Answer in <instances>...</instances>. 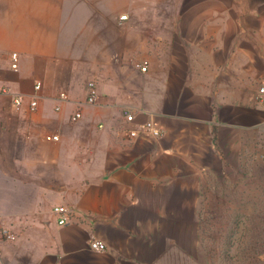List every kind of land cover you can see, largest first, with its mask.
<instances>
[{
	"label": "crops",
	"instance_id": "1",
	"mask_svg": "<svg viewBox=\"0 0 264 264\" xmlns=\"http://www.w3.org/2000/svg\"><path fill=\"white\" fill-rule=\"evenodd\" d=\"M0 62V264H209L203 185L264 126V0H0Z\"/></svg>",
	"mask_w": 264,
	"mask_h": 264
},
{
	"label": "rangeland",
	"instance_id": "2",
	"mask_svg": "<svg viewBox=\"0 0 264 264\" xmlns=\"http://www.w3.org/2000/svg\"><path fill=\"white\" fill-rule=\"evenodd\" d=\"M199 204L205 262L264 264V126L243 142L237 168L208 176Z\"/></svg>",
	"mask_w": 264,
	"mask_h": 264
},
{
	"label": "built area",
	"instance_id": "3",
	"mask_svg": "<svg viewBox=\"0 0 264 264\" xmlns=\"http://www.w3.org/2000/svg\"><path fill=\"white\" fill-rule=\"evenodd\" d=\"M128 16L124 15L121 17L122 20H127ZM19 62H20V56L18 53L14 52L10 55V67L14 71L19 70ZM136 67L140 69L142 72L146 73L148 72V62L143 61V62H136ZM0 69H1V62H0ZM37 90L41 89V84H37L35 87ZM59 98L62 101H67L68 100V95L66 93H61L59 95ZM258 98L260 101L264 102V85H262L259 88L258 92ZM98 101V92H97V85L95 82H91L89 84V91H88V96H87V103L89 104H96ZM23 104V100L21 98H16L14 101V105L16 107H21ZM37 107V101H33L31 103V110L34 111ZM125 115V120L128 124H132L135 120V111H124ZM82 118V113L80 111L76 112L72 118V122H77ZM127 136L131 140H136V139H158L162 136V130L159 128L158 125H156L153 122H147L144 124H140L136 126L133 129H129L127 131ZM47 140L49 141H58L59 137L56 135H52L47 137ZM54 212L59 215V224L60 225H67L70 222V216H69V209L65 206H58L54 208ZM2 235L6 237L7 239L10 240H15L16 237L15 235L9 233L8 231H3ZM90 248L91 250L95 252H105L107 250V245L105 242L98 240V239H92L90 242ZM21 264V263H19Z\"/></svg>",
	"mask_w": 264,
	"mask_h": 264
}]
</instances>
